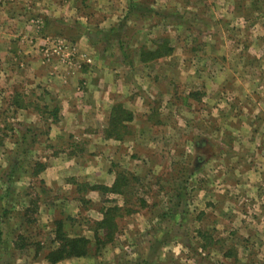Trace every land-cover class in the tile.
Listing matches in <instances>:
<instances>
[{"label": "rangeland", "instance_id": "obj_1", "mask_svg": "<svg viewBox=\"0 0 264 264\" xmlns=\"http://www.w3.org/2000/svg\"><path fill=\"white\" fill-rule=\"evenodd\" d=\"M209 2L0 0V73H4L0 76V130H5L4 133L0 132V137L4 136V139H0V264H50L45 256L55 247L56 222L62 220L65 233L71 237L93 239L91 222L97 221L93 218L101 215V203L106 199L120 202L115 195H100L91 199L95 202L92 205H80L79 202L65 204L62 200L79 198L81 194L76 186L68 183L69 179L63 181L58 190L40 186L39 177H32L34 163L50 165L51 159L57 156L60 143L55 146L54 140L49 137L50 131L46 133L48 122L37 119L29 123L28 119L23 121L20 116L17 121L15 106L7 102L17 86V94L22 98V109L19 108L21 112L18 111V114L31 117L33 111L44 112L40 104L47 99L40 100L35 96L31 98V103L35 105L40 100V104L27 106L28 101L23 98L28 96V91L36 92L34 85L37 83L33 87L27 83L26 55L35 30L45 36V43L40 46L44 66L58 65L69 75L86 71L96 77L98 74L94 70L93 60L84 69L82 66L87 59L74 43L87 25L90 41L97 45L103 63L101 66L106 69L107 82L129 84L131 91L126 93V97L144 103L140 108L142 111L138 112V120L131 125L132 136L129 140L133 142L130 148L136 170L131 169V172L140 173L139 177L143 180L138 198L147 200L148 207L125 217L118 236L110 245L100 250L94 248L86 258H73L60 264H128L130 261L161 264L163 260L168 264H235L232 261H213L212 255L208 257L203 251L199 252L195 245L198 234L204 243L210 239L198 230H214L213 219L205 215V204L198 199V195L210 178L215 180L217 174L214 171L220 162L219 148L223 143L220 128H224V122L230 127L236 126L240 109L234 100L237 81L264 83V0H244V9L237 14H240V20L245 18L248 25H242L237 18L225 16L215 3L212 10ZM168 3L172 6H167ZM155 4L160 12L159 18L149 15L150 7L155 8ZM130 6H133L131 10ZM178 7L183 10L178 11ZM168 8L171 9L168 11ZM130 19L132 28L128 29L124 24ZM121 22L123 25L115 31L111 30ZM122 35L129 36L127 44L131 54L126 60L122 57L124 51H121L118 41H110V37L120 36V39ZM166 37L174 46L173 55L157 62H142V51L156 47ZM58 42L66 46L65 55L45 57L44 50ZM114 44L117 45L112 52L109 49ZM105 48L109 52H105ZM125 54L129 55L128 52ZM124 61L131 63V67L125 66ZM114 75L118 76V80ZM221 82L228 88L223 94L229 100L227 107L226 102L217 103L221 91L216 92L215 88ZM122 96V93L114 95L113 105L121 103ZM210 98L213 99V107L206 103ZM110 110L102 114L106 117L102 123L99 122L101 117L98 123L81 124V130L93 134L101 129L104 136ZM221 114L223 118L226 116L227 121L222 123ZM82 117L80 114L81 120ZM101 125L105 128L102 129ZM139 134H142V138H138ZM78 137L82 139L75 151L91 150L88 146L90 143L84 144L83 135L78 134ZM233 139L230 134L224 142L233 147ZM67 140L63 143L67 144ZM16 149L19 154H25L21 158L25 164L10 181L6 176L10 174L14 162L11 158L15 157ZM94 152L96 154L97 151ZM231 152L228 157L233 165L236 156ZM91 157L93 159L94 155ZM132 157H127V160L130 161ZM125 166L128 169V165ZM215 191L219 193L220 189L216 188ZM46 198L49 199L44 203ZM34 204L35 207L31 206ZM76 206L79 207L80 216L74 222L67 220V211L73 208L72 212L76 213ZM27 208L32 210L29 213L31 222H26ZM166 212L168 215L162 218ZM5 214L6 217H3ZM181 243L192 246L188 254L181 246H176ZM232 251L234 249L229 250ZM246 253L253 257L246 258L241 264H264V245L246 247Z\"/></svg>", "mask_w": 264, "mask_h": 264}, {"label": "crops", "instance_id": "obj_2", "mask_svg": "<svg viewBox=\"0 0 264 264\" xmlns=\"http://www.w3.org/2000/svg\"><path fill=\"white\" fill-rule=\"evenodd\" d=\"M209 1L212 10L214 8L213 3H215L219 6L218 9L224 12L225 16H231L233 19L237 18V20H240V14L238 15L237 13L244 9V0ZM137 3L142 4V2ZM133 6H130V10ZM167 6H172V4L168 3ZM154 7L155 8L150 7V9L160 13L156 10L158 9L157 4H155ZM170 9L171 8H168V11ZM173 9H175V7ZM177 9L178 11L183 10L180 7ZM163 10L164 9H162V11ZM64 11L65 10H63V12ZM251 18L250 16V19ZM242 20H240L242 25H248V21H246L245 18ZM61 21L65 22L66 20ZM127 22L124 26L128 29L132 28V20H127ZM122 24V22L119 23V25L114 26L111 30L118 28ZM86 27L82 28L85 31L83 32V30H81L80 36L74 39V43H77L78 48L82 51L81 53L85 56L84 58L87 59V63L85 62L84 66H82L84 69L89 64H92L93 60L94 70H96L98 74L96 77L91 76V73H87L86 71L69 75L58 65L44 66L42 64L40 46L42 43H45L43 40L45 36L41 35L38 30L34 31L33 39L30 38L28 52L26 53L28 69L27 83L30 84L29 87H33L34 83L40 86L37 84L34 85L36 92L28 91L26 92L28 96L23 98L27 99L28 102H30L31 98L34 99L35 96L39 97L40 100H42V98L47 100L46 102L42 100L40 104V100L36 99L35 105L33 104L34 102L31 103L34 106L38 105V103L42 105L40 107L44 108L43 114L33 111L31 112V117H34L31 118L30 116H26V114H18L21 112V109H17L15 118L19 121L18 119L20 116L23 121L28 119L27 121H29V123H31V121L35 122L37 119L51 123L53 119L50 118V109L54 107L59 109L57 122L51 127L49 136L51 140H54L55 146L60 143L59 150L57 156L51 159L48 168L39 176L40 186L45 185L55 190L60 189V186H62L61 183L67 179H74L76 182L82 180V182L87 181L91 185H104L110 187L115 181V176L109 172L113 163L117 164V162H119V165L124 169L127 168L125 165H128L127 170L129 171H131V169L135 170V161H132L135 159L132 157L133 153L130 148V144H133V142L130 140L125 142L106 140L102 135V131H100L101 129L93 134L81 130V124L83 123H98V119L101 117L102 120L99 122L102 123L104 121L106 117L103 115L104 113L106 114L107 110L113 107L114 100L112 98L114 95H117V93L123 94L121 103L135 114V121L138 120V112L142 111L140 108L144 105L139 99L131 101L130 98L126 97V93L131 91L129 84H127V86L124 83L117 85L114 82H107L108 80L106 77L108 76L106 75L105 67L101 66L103 63L98 54L97 45L91 43V35L88 33L89 29ZM172 47L174 48V46ZM110 50L114 52L115 48ZM128 54L129 59L131 54L130 51ZM122 57L126 58L125 56ZM126 62H123L127 64L125 66L131 67V63ZM1 71L2 70H0V72ZM113 73L118 75L116 71ZM1 74L4 75L3 72L0 73V76ZM115 77L118 80V76ZM212 87L213 86L210 88L211 90H213ZM235 87L234 89L237 93L235 94L236 98L234 100L235 103L238 104V108H240L238 109L239 111L236 117V126L234 125L233 128L228 126V124H226L227 122H224V128H220V135L223 143L221 148H219L221 154L220 162L217 164L214 171V173L217 174L214 180L210 178V173H208L210 181L198 195V199H201L205 204V215L211 216L213 219L212 225L214 226V230H198L200 234L202 233L203 236L207 235L210 239H208L205 244L198 234L195 245L199 248V252L203 251L208 257L212 255L213 261L219 260L221 263L232 261V263L241 264L246 258L252 259L253 257L250 256L249 253H246V247L257 248L260 245H264V83L262 84L256 81L253 83L249 81H237ZM215 90L216 92L221 91V98L217 103L222 104L226 102L225 107H227L229 100L223 95L224 91L228 90L226 84L221 82L216 86ZM17 92L16 86L13 95L8 98L7 102L12 104L13 98L16 96ZM212 100V98L207 99L206 103H209V106L213 107ZM12 106L16 105L12 104ZM210 109L212 110L211 107ZM80 114L84 116L82 120ZM221 116L222 123L223 121H227L225 118L226 116L224 118L223 114H221ZM147 126L150 127V125ZM100 127L102 129L105 128L103 125ZM209 133L211 135L210 131ZM78 134L79 136L83 135L84 144L90 143L88 146L91 150L84 149L85 151H75L82 139L78 137ZM230 134L231 138H234L233 140L235 141L233 147L228 146V144L226 145L224 142L225 139L230 137ZM141 135L142 134H139L138 138H142ZM66 138L68 140L65 143H68L64 144L63 141ZM147 141L148 140L145 142ZM140 142H142V140ZM94 151H97L96 154H94ZM230 151L236 156L235 161H231L233 165L229 163L228 153H230ZM16 153L17 149L14 151L15 156ZM91 155H94L93 159ZM23 156L25 157V154L21 157L19 156V161L15 160V163L19 166L23 161L21 159ZM127 157L132 158L128 161ZM211 169H213V167L210 168V170ZM138 171L140 170L138 169ZM216 188L220 189L219 193L215 191ZM90 194L87 198L94 204V200L91 199L96 196V198H99L100 194L98 192H91ZM39 197L41 198V196ZM48 199L49 198L41 200L47 203ZM62 201H64L65 204H77L79 202L77 197ZM122 204L120 200L119 205L122 206ZM101 207L102 203L100 209ZM73 208L69 209V212L67 211L70 215L66 214V216L76 219L81 213H78V206H76V213L72 212ZM101 218L102 215H99L97 218L93 219L100 220ZM176 246H178V248L181 246L183 251L187 254L188 249L192 247L184 246L182 243ZM230 249H234V251L229 252ZM147 260L149 261V259ZM128 264L137 263L130 261ZM161 264H168V262L163 260Z\"/></svg>", "mask_w": 264, "mask_h": 264}, {"label": "trees", "instance_id": "obj_3", "mask_svg": "<svg viewBox=\"0 0 264 264\" xmlns=\"http://www.w3.org/2000/svg\"><path fill=\"white\" fill-rule=\"evenodd\" d=\"M149 15L153 18L160 17L159 13L152 10L149 11ZM165 18H167V16ZM113 32L111 34H113ZM120 36H117V38L116 36H114L113 39L112 37H110V41L114 43L118 41L117 43L120 45L121 51H124V53L122 54L126 57L123 58L124 60H126L128 59V55L125 53L127 52V50L128 52L130 51L129 44H127L128 43L127 41L129 40V36L122 35V37L119 39ZM116 45L117 44H114L112 47H110V49L115 48ZM109 50H106L105 52ZM173 53H174V48L171 46L170 40L168 38H163L162 41H160V44H157L156 47L142 51L141 60L142 62L151 61V60H154L155 62L170 57L173 55ZM12 104L16 105L15 107H13L16 111L17 109L22 107V98L18 96V94H16V96L13 98ZM28 104H31V100L30 102H27V106ZM50 110H51L49 111L50 118H52L53 121L51 123L48 122L49 124L46 123L48 126V131L46 133L48 134L49 131L51 130V125L57 122L59 109L57 107H54L53 109L51 108ZM134 121H135V114L132 111L128 110L124 104L122 103L114 104L110 110V113L108 114L107 126L104 129L105 139L120 141V142H125L129 140V138H131L130 136H132L130 129ZM0 132L4 133L5 130L3 131L0 130ZM0 139H4V136L0 137ZM19 156L21 157L22 155L17 152L16 156L14 158L13 157L11 158L14 159V162L11 164L10 174L6 176L9 178L10 181L12 180L13 177L16 176L19 169L25 164V162L23 161L21 162L20 166L17 163H15V160L18 161ZM33 167L34 168L32 171V177L38 178L48 168V165L46 163L37 162L34 163ZM109 172L110 174H113L115 176V181L110 187L104 185H91L85 182H76L72 179L68 180V183L76 186L77 191L81 193L80 197L77 198L80 205L83 204L92 205V202L88 200L87 196H85L90 194L91 192H98L102 196L115 195L121 200L123 204L122 206H120L119 202L116 203V201H111L108 199H106L103 202L102 207L100 209V214L102 215V218L100 220L91 222L92 225L90 230L93 232V239L84 236L71 237L67 235L64 231L66 230L64 226V222L62 220L56 222L54 229L56 230L55 240H53V244L55 245V247H53L45 256L47 262H49L50 264H60L61 262L73 258L76 259L86 258L91 255L94 248L96 250L105 248L106 246L113 243L115 238L118 236L119 230L121 229V222L125 217L127 216L129 217L133 214L139 213L142 209H146L148 207L147 200L144 199L141 200L140 198H138L139 197L138 190L140 186H143V180L141 177H139L138 174H135L127 169H124L119 164H115V163L111 165ZM162 190H163V186L160 187V191ZM109 203L110 204L114 203V204L107 206V204ZM31 206L35 207L36 204ZM25 211H26L25 212L26 222H31L29 220L31 219L29 213H31L32 210L30 208H27ZM167 215L168 213L166 212L165 214L162 215V218L166 217ZM3 217H6V214ZM66 219L72 222L76 221V219H72V218H66Z\"/></svg>", "mask_w": 264, "mask_h": 264}, {"label": "built area", "instance_id": "obj_4", "mask_svg": "<svg viewBox=\"0 0 264 264\" xmlns=\"http://www.w3.org/2000/svg\"><path fill=\"white\" fill-rule=\"evenodd\" d=\"M65 50H66V46L64 44L58 42V43L51 44L50 46H48L46 48V50H44V55H45V57L49 58V56L52 54H64ZM70 54H72V53H70ZM70 54H68V55H70ZM65 59H68V56H65Z\"/></svg>", "mask_w": 264, "mask_h": 264}]
</instances>
